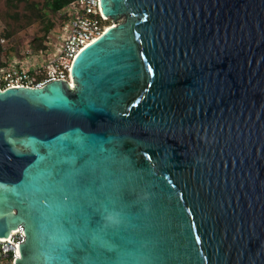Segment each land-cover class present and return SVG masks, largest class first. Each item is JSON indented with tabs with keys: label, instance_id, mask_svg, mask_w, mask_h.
I'll list each match as a JSON object with an SVG mask.
<instances>
[{
	"label": "water",
	"instance_id": "water-1",
	"mask_svg": "<svg viewBox=\"0 0 264 264\" xmlns=\"http://www.w3.org/2000/svg\"><path fill=\"white\" fill-rule=\"evenodd\" d=\"M99 2L70 82L0 89L14 264H264V0Z\"/></svg>",
	"mask_w": 264,
	"mask_h": 264
},
{
	"label": "built area",
	"instance_id": "built-area-1",
	"mask_svg": "<svg viewBox=\"0 0 264 264\" xmlns=\"http://www.w3.org/2000/svg\"><path fill=\"white\" fill-rule=\"evenodd\" d=\"M57 14L64 18V23L58 31H49L43 41L45 48L34 49L29 43L23 48L17 44L16 50H9L5 62L0 64V89L41 86L56 78L70 82V67L76 54L114 25L110 17L103 15L99 0H73ZM53 36L59 42L56 48ZM0 42L6 44L7 40L1 38ZM23 239L22 226L13 229L6 238L0 237V264H14Z\"/></svg>",
	"mask_w": 264,
	"mask_h": 264
},
{
	"label": "trees",
	"instance_id": "trees-1",
	"mask_svg": "<svg viewBox=\"0 0 264 264\" xmlns=\"http://www.w3.org/2000/svg\"><path fill=\"white\" fill-rule=\"evenodd\" d=\"M73 0H0V19L4 24L0 39L7 40L6 44L0 42V64L5 61L3 54L10 49L17 48L16 36L22 30L36 25L39 34H34L29 40L32 48H45L43 41L50 30H58L64 23V18L58 16L59 9Z\"/></svg>",
	"mask_w": 264,
	"mask_h": 264
},
{
	"label": "rangeland",
	"instance_id": "rangeland-1",
	"mask_svg": "<svg viewBox=\"0 0 264 264\" xmlns=\"http://www.w3.org/2000/svg\"><path fill=\"white\" fill-rule=\"evenodd\" d=\"M3 27H4V24H3V22L0 19V33L3 31ZM34 34H39L37 29H36V25L30 26L27 30L20 31L19 34L16 36L17 44L19 45V47L23 48L25 46H28L29 45V40L33 37ZM52 41H53V43L55 42L54 43V47L56 48L58 46V44H59V42H57V37L53 36V40ZM55 48H54V50H55ZM7 56H8V53L7 54H3L2 59L3 60L6 59Z\"/></svg>",
	"mask_w": 264,
	"mask_h": 264
},
{
	"label": "snow or ice",
	"instance_id": "snow-or-ice-1",
	"mask_svg": "<svg viewBox=\"0 0 264 264\" xmlns=\"http://www.w3.org/2000/svg\"><path fill=\"white\" fill-rule=\"evenodd\" d=\"M112 221H113V223L116 222V217L115 216L112 218Z\"/></svg>",
	"mask_w": 264,
	"mask_h": 264
},
{
	"label": "clouds",
	"instance_id": "clouds-1",
	"mask_svg": "<svg viewBox=\"0 0 264 264\" xmlns=\"http://www.w3.org/2000/svg\"><path fill=\"white\" fill-rule=\"evenodd\" d=\"M109 218H111V216Z\"/></svg>",
	"mask_w": 264,
	"mask_h": 264
},
{
	"label": "flooded vegetation",
	"instance_id": "flooded-vegetation-1",
	"mask_svg": "<svg viewBox=\"0 0 264 264\" xmlns=\"http://www.w3.org/2000/svg\"><path fill=\"white\" fill-rule=\"evenodd\" d=\"M1 40V39H0Z\"/></svg>",
	"mask_w": 264,
	"mask_h": 264
}]
</instances>
